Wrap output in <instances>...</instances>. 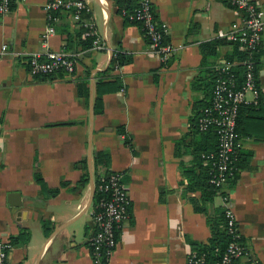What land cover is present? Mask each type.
<instances>
[{
	"label": "crops",
	"instance_id": "crops-1",
	"mask_svg": "<svg viewBox=\"0 0 264 264\" xmlns=\"http://www.w3.org/2000/svg\"><path fill=\"white\" fill-rule=\"evenodd\" d=\"M12 1L10 11L0 14V51L6 45L0 59V236L9 241L27 229L30 238L11 246L7 264H95L89 252L94 159L104 149L109 169L124 173L130 198V217L109 264H185L194 250L189 241L205 243L210 231L180 190L186 181L180 161L189 165L191 156L176 157L175 142L188 131L193 102L202 97L193 89L202 67L200 45L216 39L218 29L240 25V13L225 0H150L167 25L165 42L174 48L162 63L117 0H84L104 44L91 51L82 48L79 25L68 13H60L44 39L47 0ZM253 1L264 7V0ZM118 49L124 64L105 72ZM51 50L75 56L73 76L39 78L29 71V56ZM232 51L229 43L218 45L209 62ZM258 67L264 97V35ZM116 77L121 87L103 94V111L95 113L94 82ZM84 80L88 91L78 83ZM259 122L250 127L259 135L239 136L249 158L227 194L251 256L264 264V139L254 138L264 136V120ZM36 175L58 192L43 194ZM84 175L88 183L75 190ZM218 205L213 201L209 212Z\"/></svg>",
	"mask_w": 264,
	"mask_h": 264
},
{
	"label": "built area",
	"instance_id": "built-area-1",
	"mask_svg": "<svg viewBox=\"0 0 264 264\" xmlns=\"http://www.w3.org/2000/svg\"><path fill=\"white\" fill-rule=\"evenodd\" d=\"M228 2L240 13L241 23L238 26L232 25L228 30L218 29L216 37L236 41L239 48L246 51L248 55L243 60V81L239 85L235 84L233 73L236 62L221 59L215 63L214 68L219 70V76L215 81L212 101L202 110L198 118L199 131L206 132L213 128L217 134V149L201 155L215 165L214 174L209 180L215 185L223 182L225 174L230 172L239 146L235 126L238 107L241 103L248 101L256 103L260 94L254 75V56L260 51L264 35V7L253 0H228ZM138 3V7L132 12L122 10V14L130 20L144 22L145 33L149 38L152 51L162 63H165L174 53L173 46L164 42L167 25L155 19V11L150 0H138ZM11 8L12 0H0V14L9 12ZM44 9L48 24V31L42 35L44 39L54 32L53 23L58 20V16L54 13L66 12L75 22L81 21L83 10L90 13L89 6L84 0H47ZM81 23L84 27L82 36L93 38L92 49H103L104 44L100 42L92 15ZM5 50L6 45H2L0 59ZM27 60L29 71L33 75H55L59 70H63V73L73 76L75 72V59L64 51L51 50L44 54L36 52ZM123 175L122 171H111L109 176L102 178L97 185L98 190L108 193V198L94 205L91 213L94 233L89 241V252L95 264H109L116 250L122 225L130 217V198ZM222 200L227 221L226 231L231 241L214 264H236V261L241 258H245L246 264H258L250 256L246 244L240 241L241 234L229 196H223ZM10 248V242L0 236V264H7ZM185 264L206 263L203 254L191 250L186 256Z\"/></svg>",
	"mask_w": 264,
	"mask_h": 264
},
{
	"label": "trees",
	"instance_id": "trees-1",
	"mask_svg": "<svg viewBox=\"0 0 264 264\" xmlns=\"http://www.w3.org/2000/svg\"><path fill=\"white\" fill-rule=\"evenodd\" d=\"M226 4L230 7L234 8L228 0H225ZM13 4V1H12ZM138 0H117L118 10H127L132 12L136 7H138ZM59 13H54V15L58 16ZM81 21H77L76 23L79 25V36L82 35L84 31V27L82 26V21L86 20L91 14L87 11L81 13ZM156 19V14L154 15ZM125 17V16H124ZM126 21L129 23L135 24L139 27L142 35L147 37L144 29V22L141 20H130L125 17ZM166 38V37H165ZM92 40L93 38L90 36L83 37L80 39L82 48L86 51H91L92 49ZM166 39H164V42ZM229 43L233 46V51L226 57L227 61L236 62L234 66V77L235 84L239 85L243 81V72H244V64L243 60L247 57L248 53L246 51H242L239 48V44L236 41H229L225 38H217L213 39L207 43H203L200 45L202 52V67L199 72V78L193 84V89L200 90L202 97L197 98L193 102V109L191 116L189 117L190 126L188 131L175 142V156L182 158L185 154L191 156V160L189 161V165H187L182 160L180 161V169L183 177L185 178V182H182V186L180 184V190L184 197L188 200V202L192 205L193 209L197 213H201L206 217V223L210 231V237L205 243H199L196 241L190 240V244L198 253L204 255L206 264H214L216 261L220 259L221 254L226 249L228 243L231 241L230 235L227 234L226 231V218L224 215V209L221 205L213 207V211L209 212V206H213L214 198L217 195L221 197L228 195V190L232 189L238 179L239 171L246 164L247 154L243 153L239 146L237 147L235 157L233 159L231 169L229 173L225 174V180L221 182L219 185H215L211 183L209 180L211 176L214 174L215 165L212 161L203 158L202 153L214 152L218 146L217 134L213 128L209 129L206 132H201L198 129V118L200 117L202 110L211 104L212 95L214 91L215 81L219 76V70L214 68L215 62H209V58L216 57V47L218 45ZM68 46L66 48L71 47V41H68ZM261 50V47H260ZM259 53L255 54V67H254V75L256 85H258V61H259ZM72 55V54H70ZM75 59V56L72 55ZM28 61V60H27ZM125 62V54L121 50H116L113 53L110 65L108 66L107 71L114 70L118 68L120 65ZM29 67V63L27 62ZM89 72V70H88ZM105 72H99L103 74ZM57 73H63V70H59ZM56 73V74H57ZM98 73V74H99ZM39 78L42 77H50L52 75H36ZM82 83L86 87V91H88V83L87 80H84ZM121 87V83L119 79L116 77L115 79L108 80L97 78L94 82V112L101 113L103 111V101L102 96L106 93H111L117 91ZM80 91V89H79ZM259 120H264V97L259 94L257 97L256 103L248 101L245 103H241L238 107L237 116H236V134L237 141L240 135H259L256 132H250V127H260L263 123L259 122ZM118 132H122V129L118 128ZM241 137V136H240ZM257 140L264 139V136H255ZM110 165V155L107 149L100 150L97 152V155L94 159V176H95V190L93 195V206L100 203L102 200L108 198V193L98 190L97 185L100 183L102 178H107L111 173L109 169ZM88 176L84 175L74 187L75 190L77 188L84 187L88 183ZM36 181L41 186V192L46 195H55L59 188H48L41 177L36 175ZM198 193V196L194 195ZM96 209V207H95ZM44 231L47 233L49 230L48 223H43ZM48 234V233H47ZM30 238V232L27 229H21L20 232L9 238V242L12 245L26 242ZM240 241L245 244V241L241 235ZM90 248V244H89ZM251 256V253H249ZM252 257V256H251ZM253 258V257H252ZM256 260V259H254ZM240 259L236 261V264H239Z\"/></svg>",
	"mask_w": 264,
	"mask_h": 264
},
{
	"label": "rangeland",
	"instance_id": "rangeland-1",
	"mask_svg": "<svg viewBox=\"0 0 264 264\" xmlns=\"http://www.w3.org/2000/svg\"><path fill=\"white\" fill-rule=\"evenodd\" d=\"M219 196H216L215 197V200H214V203L216 204V205H218V203H220V200H219ZM80 239V238H79Z\"/></svg>",
	"mask_w": 264,
	"mask_h": 264
},
{
	"label": "water",
	"instance_id": "water-1",
	"mask_svg": "<svg viewBox=\"0 0 264 264\" xmlns=\"http://www.w3.org/2000/svg\"><path fill=\"white\" fill-rule=\"evenodd\" d=\"M92 108V107H91ZM93 115V111H92V109H91V116Z\"/></svg>",
	"mask_w": 264,
	"mask_h": 264
}]
</instances>
